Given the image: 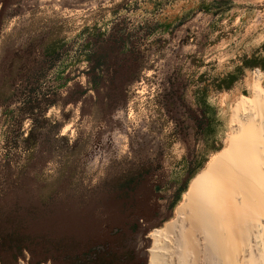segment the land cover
I'll list each match as a JSON object with an SVG mask.
<instances>
[{
	"label": "rangeland",
	"instance_id": "rangeland-1",
	"mask_svg": "<svg viewBox=\"0 0 264 264\" xmlns=\"http://www.w3.org/2000/svg\"><path fill=\"white\" fill-rule=\"evenodd\" d=\"M258 72L264 0H0V264H148Z\"/></svg>",
	"mask_w": 264,
	"mask_h": 264
},
{
	"label": "bare ground",
	"instance_id": "bare-ground-1",
	"mask_svg": "<svg viewBox=\"0 0 264 264\" xmlns=\"http://www.w3.org/2000/svg\"><path fill=\"white\" fill-rule=\"evenodd\" d=\"M234 111L229 143L191 179L178 218L151 231L148 264H264V74Z\"/></svg>",
	"mask_w": 264,
	"mask_h": 264
},
{
	"label": "built area",
	"instance_id": "built-area-1",
	"mask_svg": "<svg viewBox=\"0 0 264 264\" xmlns=\"http://www.w3.org/2000/svg\"><path fill=\"white\" fill-rule=\"evenodd\" d=\"M22 264H25L24 262H22Z\"/></svg>",
	"mask_w": 264,
	"mask_h": 264
}]
</instances>
